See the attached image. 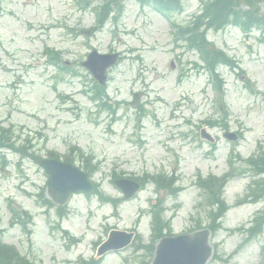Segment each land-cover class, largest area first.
Segmentation results:
<instances>
[{
    "label": "rangeland",
    "instance_id": "374dc122",
    "mask_svg": "<svg viewBox=\"0 0 264 264\" xmlns=\"http://www.w3.org/2000/svg\"><path fill=\"white\" fill-rule=\"evenodd\" d=\"M99 2L95 0L93 6ZM122 2L124 12L118 24L109 23L86 38L82 33L95 26V12H81L72 0H0V121L4 126L14 127L28 149L30 139L35 147L32 151L42 158L48 151L64 155L74 146L91 154L94 164H100L93 183L113 199L121 196L111 184L112 171L125 177L160 173L170 177L175 173L182 189L169 197L157 193L149 183L134 200L122 201L117 210L97 195L76 194L65 205L68 216L61 220L56 209L40 205L37 199L47 183L43 171L32 160L19 168V157L8 153L9 166L3 171L0 159V240L37 264L94 260L98 245L114 229L135 232L141 238L139 245H147L152 233L150 211L160 197L165 200L164 218L172 222L173 235H191L197 221L207 224L205 208L199 210L205 193L202 195L196 184L198 174L220 177L227 173L226 156L231 146L223 138L225 130L209 128L220 138L214 154L199 139L202 123L219 119L218 99L208 76L194 66L201 64L199 55L186 50L184 44L175 46L169 20L154 7H143L137 0ZM181 3L183 11L174 13L172 20L185 26L199 15L201 6L199 0ZM259 8L263 16L264 3ZM249 34L228 27L207 36L216 49L238 63L234 69L221 66L218 73L225 83L221 103L228 115V130L244 135L236 144L243 159L253 156L260 143L264 148V44L259 41V31ZM47 45L61 50L80 76L61 74L55 78L57 71L48 67L43 57ZM93 50L101 54L115 51L124 57L109 71L107 93L111 104L118 103L114 109L119 108L118 120L112 124L110 115L99 113L85 94L92 77L81 63ZM136 93H142L141 106L146 113L140 126V113L130 104ZM238 167L245 169L242 163ZM251 177L248 172L238 173L225 190L231 208L222 221L223 229L211 235L214 252L222 260L212 258L208 264H264V232L245 241L253 217L264 210V200L236 206ZM10 205L17 212L29 213L26 227L12 224ZM44 209L46 214L41 212ZM151 262L149 251L133 244L105 255L100 264Z\"/></svg>",
    "mask_w": 264,
    "mask_h": 264
},
{
    "label": "water",
    "instance_id": "95a60500",
    "mask_svg": "<svg viewBox=\"0 0 264 264\" xmlns=\"http://www.w3.org/2000/svg\"><path fill=\"white\" fill-rule=\"evenodd\" d=\"M239 2L243 3L250 8H255L256 0H238ZM99 59V67H96V76L102 82L105 81V71L109 66L114 65L117 62V56L113 57H97ZM48 170L49 174L51 175V183L50 188L56 192H54V198L63 203L66 198L70 195L73 191L78 190H88L89 186L86 182L82 183L81 179H75L73 176L72 170L68 166H63L55 163H42ZM72 182L69 184V180ZM133 187L131 190V195L135 193L138 186L134 184H130ZM207 237L206 235H201L197 238L194 242H200L203 246L198 248V251L192 252V249L195 247L197 243H195L191 249L186 251V248L189 246V242L184 241L182 244L176 246L179 240H170L165 241L159 251H158V259L156 260L155 264H204L209 257V251L205 252V243ZM190 241V240H189ZM192 242V241H190ZM204 247V248H203ZM192 252V254H191Z\"/></svg>",
    "mask_w": 264,
    "mask_h": 264
},
{
    "label": "trees",
    "instance_id": "16d2710c",
    "mask_svg": "<svg viewBox=\"0 0 264 264\" xmlns=\"http://www.w3.org/2000/svg\"><path fill=\"white\" fill-rule=\"evenodd\" d=\"M231 3H233V0H214L212 5H209L207 9V11L210 9V19L207 24H209L210 27H220L226 23L230 17ZM199 42L201 44L204 42L202 34H199ZM209 56L214 64L221 61L219 53L209 52ZM10 138L11 135L7 136L5 131L0 129V141H3L5 146H9ZM2 248L3 247H0V264L1 262H5L6 264H14L13 262H10L11 257L9 255H6L8 260L6 259L4 248Z\"/></svg>",
    "mask_w": 264,
    "mask_h": 264
}]
</instances>
